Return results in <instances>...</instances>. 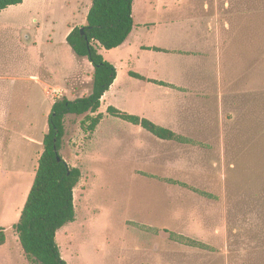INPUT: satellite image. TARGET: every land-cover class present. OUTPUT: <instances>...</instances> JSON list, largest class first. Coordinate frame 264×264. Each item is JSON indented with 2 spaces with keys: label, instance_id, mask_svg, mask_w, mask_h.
I'll list each match as a JSON object with an SVG mask.
<instances>
[{
  "label": "rangeland",
  "instance_id": "rangeland-1",
  "mask_svg": "<svg viewBox=\"0 0 264 264\" xmlns=\"http://www.w3.org/2000/svg\"><path fill=\"white\" fill-rule=\"evenodd\" d=\"M90 4L23 0L0 11V264H29L12 226L54 99L91 92L93 69L66 42ZM132 8L126 44L98 47L118 72L90 114H103L99 124L89 133L85 114L64 118L59 152L81 177L75 219L56 233L62 257L68 264H264V0H133ZM148 45L173 52L141 49ZM128 68L185 87L178 93ZM140 93L165 100V110L141 106ZM166 93L185 97L181 109ZM108 106L179 116L172 128L191 142L159 139Z\"/></svg>",
  "mask_w": 264,
  "mask_h": 264
},
{
  "label": "trees",
  "instance_id": "trees-1",
  "mask_svg": "<svg viewBox=\"0 0 264 264\" xmlns=\"http://www.w3.org/2000/svg\"><path fill=\"white\" fill-rule=\"evenodd\" d=\"M22 1L0 0V11ZM132 3L133 0H91L86 22L73 27L66 36V42L76 56L86 58L92 65V88L88 95L81 97H57L51 105L47 118L48 130L43 135V150L37 161L35 175L19 217L12 226L29 264H68L61 255L56 233L75 219L74 189L81 177V170L68 164L59 152L65 132L64 118L68 114H85L82 125L89 133L95 130L102 119V113L90 114L97 112L102 96L116 78L117 69L103 57L98 47L113 49L128 39L134 26ZM153 49L162 50L157 47ZM129 74L145 79L135 72ZM150 81L167 85L163 81ZM107 113L139 125L159 139L190 142V139L148 118L121 111L114 106H108ZM57 157H60L59 161ZM179 238L189 245L205 246L202 242L184 236ZM5 242L4 227L0 226V245Z\"/></svg>",
  "mask_w": 264,
  "mask_h": 264
},
{
  "label": "crops",
  "instance_id": "crops-1",
  "mask_svg": "<svg viewBox=\"0 0 264 264\" xmlns=\"http://www.w3.org/2000/svg\"><path fill=\"white\" fill-rule=\"evenodd\" d=\"M132 33V32H131ZM131 35V34H130ZM128 39H129V37H128ZM128 39L123 43V44H121L120 46H122V45H125L126 44V42L128 41ZM194 41H195V39H194ZM199 44V43H198ZM204 44V43H203ZM203 46V45H202ZM119 47V46H118ZM153 47H157V48H160V49H162V50H154L153 49ZM163 46H161L160 47V45H152V46H150V45H148V46H146V47H143V48H141V46H140V48L141 49H146V50H152V51H155V52H173L172 50H169V48H167L166 49V47L165 48H162ZM115 48H117V47H115ZM203 48H208V47H203ZM114 49V48H113ZM171 49H173V48H171ZM208 50V49H207ZM98 51L100 52V50L98 49ZM174 53H176V54H178V55H180V52H178V51H175ZM187 56H189V54H186ZM190 56H192V57H195L196 55H194V54H192V55H190ZM201 55H199V54H197V57H200ZM206 56V55H205ZM205 56H203V57H205ZM89 64H90V62H89ZM92 65L90 64V65H87V68H92L93 69V67H91ZM129 72H135V73H138V74H140L141 76H143V77H145V79H141V78H137V77H134V76H132V75H130L129 74ZM117 75H118V72H117ZM117 75H116V78L114 79V81H113V83L111 84V86L109 87V89L110 88H112L114 85H115V82H116V80H117ZM128 75L129 76H131V77H133V78H136V79H139V80H143V81H147V82H150V83H154V84H156V85H160V86H165V87H169V88H172V89H174V90H176V91H178V93H182V89L180 88V86H183V87H185L184 85H181V84H178V83H176V82H174L175 80H172V79H164V78H159V77H148L147 75H144V74H142V73H140V72H138V71H136L135 69H133V68H128ZM150 79H153V80H157V81H163V82H165V83H167V85H161V84H158V83H155V82H152V81H150ZM60 89H62V90H67V88H63V87H61V86H58ZM186 88H191V87H186ZM109 89L107 90V91H109ZM106 91V92H107ZM189 93V92H188ZM166 94H168V95H170V96H172V97H174L175 98V101L177 102H179L178 104H177V106L179 107V109H181V107H180V100L181 99H183V100H185V97H179L176 93H166ZM102 100V99H101ZM137 100H138V102H139V104L141 105V106H144V105H146V103L148 102V104L149 105H151V107L153 108V111H155V112H158V111H160V110H165L164 108L165 107H163L162 105H160L161 103H163L164 101H162V100H158V101H156V102H151V101H149L148 99H147V97L143 94V93H140L139 95H138V97H137ZM147 101V102H146ZM167 103V102H166ZM179 111V110H178ZM177 111V112H178ZM129 112H133L132 110H130ZM179 113H180V111H179ZM132 114V113H131ZM157 114H155V113H153V114H151L150 116H148V119L149 120H151V121H153L154 123H156L157 125H159L160 124V126H163V127H165V128H168V129H170V130H172L173 132H175L174 131V129L172 128V124L175 122V121H177V119L179 118V116H176V115H174L173 117H170V116H156ZM140 116V115H139ZM140 117H144V116H140ZM145 118H147V117H145ZM141 127V126H140ZM142 128V127H141ZM176 133V132H175ZM177 134V133H176ZM179 135V134H178ZM185 137V136H184ZM187 138V137H186ZM190 142H191V140H190ZM181 143H189V142H181ZM3 245V244H2Z\"/></svg>",
  "mask_w": 264,
  "mask_h": 264
},
{
  "label": "water",
  "instance_id": "water-1",
  "mask_svg": "<svg viewBox=\"0 0 264 264\" xmlns=\"http://www.w3.org/2000/svg\"><path fill=\"white\" fill-rule=\"evenodd\" d=\"M80 31L82 32V27H80ZM57 160L59 161L60 160V157H57Z\"/></svg>",
  "mask_w": 264,
  "mask_h": 264
},
{
  "label": "built area",
  "instance_id": "built-area-1",
  "mask_svg": "<svg viewBox=\"0 0 264 264\" xmlns=\"http://www.w3.org/2000/svg\"><path fill=\"white\" fill-rule=\"evenodd\" d=\"M55 92H57V91H55Z\"/></svg>",
  "mask_w": 264,
  "mask_h": 264
}]
</instances>
